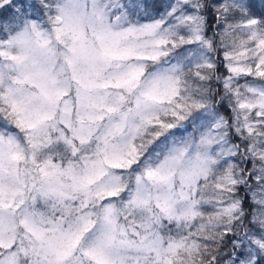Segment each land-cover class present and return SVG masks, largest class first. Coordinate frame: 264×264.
<instances>
[{"label": "snow or ice", "instance_id": "1", "mask_svg": "<svg viewBox=\"0 0 264 264\" xmlns=\"http://www.w3.org/2000/svg\"><path fill=\"white\" fill-rule=\"evenodd\" d=\"M0 264H264V0H0Z\"/></svg>", "mask_w": 264, "mask_h": 264}]
</instances>
